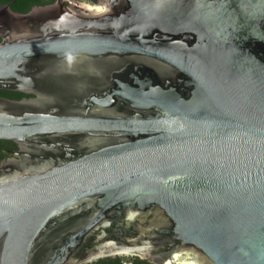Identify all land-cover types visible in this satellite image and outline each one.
<instances>
[{
    "label": "water",
    "instance_id": "obj_1",
    "mask_svg": "<svg viewBox=\"0 0 264 264\" xmlns=\"http://www.w3.org/2000/svg\"><path fill=\"white\" fill-rule=\"evenodd\" d=\"M0 264H264V0L0 4Z\"/></svg>",
    "mask_w": 264,
    "mask_h": 264
},
{
    "label": "trees",
    "instance_id": "obj_2",
    "mask_svg": "<svg viewBox=\"0 0 264 264\" xmlns=\"http://www.w3.org/2000/svg\"><path fill=\"white\" fill-rule=\"evenodd\" d=\"M54 0H0V4L8 3L10 8L17 12H26L34 5H44L53 2ZM95 1V0H90ZM21 93L16 91H8L5 89H0V96L10 97V98H19ZM16 145L10 140L0 139V162L3 158L9 155L8 150L15 149ZM100 261L102 259H99ZM89 264V263H88ZM153 264V263H150Z\"/></svg>",
    "mask_w": 264,
    "mask_h": 264
},
{
    "label": "flooded vegetation",
    "instance_id": "obj_3",
    "mask_svg": "<svg viewBox=\"0 0 264 264\" xmlns=\"http://www.w3.org/2000/svg\"><path fill=\"white\" fill-rule=\"evenodd\" d=\"M8 91H13V90H8ZM18 92V91H16ZM21 93V92H18ZM22 95L19 96V98L24 97V96H29L27 94L21 93ZM3 97V96H2ZM10 98V97H7ZM17 98V99H19ZM15 99V98H13ZM17 150V146L15 149H10L9 151V155L5 158H3L2 160H5L9 157L13 156V151ZM99 259H102L101 261ZM89 264H150L149 261L145 260V259H141L138 256H134V255H118L115 257H104V258H98L97 260H94L92 262H88ZM85 263V264H88Z\"/></svg>",
    "mask_w": 264,
    "mask_h": 264
}]
</instances>
